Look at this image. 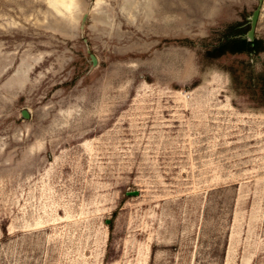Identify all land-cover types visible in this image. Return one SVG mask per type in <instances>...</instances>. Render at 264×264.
<instances>
[{
	"label": "rangeland",
	"instance_id": "1",
	"mask_svg": "<svg viewBox=\"0 0 264 264\" xmlns=\"http://www.w3.org/2000/svg\"><path fill=\"white\" fill-rule=\"evenodd\" d=\"M259 3L0 0V264H264Z\"/></svg>",
	"mask_w": 264,
	"mask_h": 264
},
{
	"label": "trees",
	"instance_id": "2",
	"mask_svg": "<svg viewBox=\"0 0 264 264\" xmlns=\"http://www.w3.org/2000/svg\"><path fill=\"white\" fill-rule=\"evenodd\" d=\"M262 52H264V41L262 39L249 41L244 36H238L232 37L219 46L208 50L205 55L207 59L213 60L227 54L247 53L258 55Z\"/></svg>",
	"mask_w": 264,
	"mask_h": 264
},
{
	"label": "water",
	"instance_id": "3",
	"mask_svg": "<svg viewBox=\"0 0 264 264\" xmlns=\"http://www.w3.org/2000/svg\"><path fill=\"white\" fill-rule=\"evenodd\" d=\"M262 4H263V0H260L259 5L252 12V15H251V27H250V29L248 30V32H247V34L245 36L249 41H254L255 38H256L255 37V31H256L257 23H258V20H259V17H260V13H261V10H262ZM91 57H92L93 64L96 65V63H97L96 57L94 55H92ZM22 116L25 117V118H28L30 116L28 110L23 109L22 110Z\"/></svg>",
	"mask_w": 264,
	"mask_h": 264
}]
</instances>
